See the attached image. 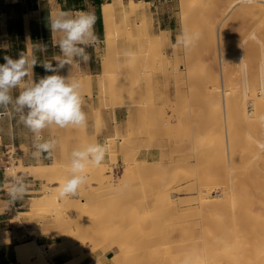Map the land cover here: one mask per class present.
<instances>
[{"label": "bare ground", "instance_id": "1", "mask_svg": "<svg viewBox=\"0 0 264 264\" xmlns=\"http://www.w3.org/2000/svg\"><path fill=\"white\" fill-rule=\"evenodd\" d=\"M259 2L261 4H259ZM239 3L246 5L247 11L250 13L249 15H251V21L247 24V26L249 28V29L247 28L248 31H245V32H247V34L244 32L246 34V35L244 34V36H246V37L245 38L242 37L243 38L242 41L240 40L238 42V47H239L238 56L239 57L238 56L237 57H238V59L242 58L241 59V64H242L241 66H243V68H240V69H242L241 71L243 72V75L241 74L242 72H240V74L242 75V76L240 75L242 77L240 82H239L240 84H238V85L232 84V85H228L227 87H225L226 83H228L229 80H228V82H225V84H223V86L225 85L223 92H222V94L224 95L223 96L224 102H222L224 107H223V110L219 111L218 115H219L220 120L218 119L217 121L218 122L220 121L219 124L220 123L223 124L224 121L228 123V124L226 123L228 125L227 126L228 134L225 137H224V135H225L224 133H223L224 135L222 134L223 136L221 135L222 137L220 135H219L220 137L215 135L214 131H213L215 129V126H214V124L213 125L211 124L207 128L209 130L208 132L201 134L199 132H192L193 131V129H192V131L190 133H187L183 136L180 135V137H179L180 139L176 138L177 139V141H176L175 140L176 136L173 137V135H174L173 132H171L173 135H171L169 133V131H171L170 124H169L170 119L168 120L165 117V116H167L166 111L168 108L167 107L168 104L166 102H164L165 100L162 102V104L151 102L152 104L150 106H148L150 108V110H146V112H148L149 114H150V112H153V116L155 114V118L157 117V120H160L161 118H163L162 119L163 121H157L156 122L155 119L151 121V122H153V121L156 122L155 125L153 124L154 125L153 129H155V133L157 135L154 138L155 140H157V142L155 141L156 144H154V146H156L155 148L159 149L160 156H162V157H160V159H161L160 161H158L156 163L151 162V164L149 163V161H148L149 164L145 163V162H143V163L138 162L137 163L133 158V160L136 162L134 165L138 169V171H140V172H144L145 170L147 172L149 169L152 170V168H154V171L158 170V166L163 165V164L169 165V170L167 172V176L165 177V179H166L165 182L159 183L158 186H156L157 188L156 187H155L156 189L154 188L155 189V191L153 193L154 196H153V198H151V201H150V202H152V207H153V210L155 212L154 217L151 218L150 220H147V219L142 220L141 217L145 216V215H141V217H140V213L142 212V211L140 212V210H142V207H146V206H144V204L146 203V199H145L146 195H144L145 197L142 196L141 198H138V200H136L135 203L133 202L134 205L131 206V207H133L132 211H131V209L127 208L129 211H131V213L128 215V217L126 219H124V222L121 223L122 226L127 227V229L129 227L134 226L135 227L134 230L138 229V232H139L138 234L140 236L142 235V237L143 236L146 237L145 239L149 238L148 241L146 242V246H148V251L144 250V253L142 256L143 258H144V254L146 251L147 253H149V255L151 257H153L152 259H154L156 261L162 260L166 264L167 263L169 264V262H171V261L175 264H264V215L261 216L258 213V211L254 212V210H253L255 201L264 208V121H261V119H260L262 116H264V32H263L264 31V25H262V23L264 22V5H262V4H264V0H230L229 6H235ZM204 4L205 3H203L201 0H185L184 1L183 7L186 8V16L185 17L188 19L186 20V18H185L186 22L184 21V26H183L185 28H183V29H187L190 32H199L200 33V38H199L200 40L204 39L203 34H204V32L207 31L208 33H211V35L209 37L210 43L215 45L216 44V38H217L215 35H217V34H214V33H216L215 31L217 29L215 30L214 29L215 26L212 27V25L208 24L207 21H205V19H203V17H199L201 14L198 15L199 10L204 7ZM153 5H154L153 1H145V0H109V1H105L102 3L101 13H102V20H103V23H104V26L106 29L105 42L107 44L106 46L108 47L107 52H109L111 50L113 53L116 54V50H113V48H115L116 43L118 42L119 38L122 36L124 37V35H125V37L128 38L127 40L129 42L137 40L136 34L132 30H130V29H132L130 24L133 21V19L141 13H142V15H144V18L141 21L137 22L138 26L147 25L148 22H151V17L147 14V9H151L153 7ZM202 10L208 11V7L206 9L204 7V9H202ZM60 12H63V11L60 8H58L54 12L53 17L57 16ZM202 12H204V11H202ZM203 15L204 14H202V16ZM129 26H130V28H129ZM188 26H189V28H188ZM217 26H218V24H217ZM243 28L246 29V27H243ZM212 29H214V30H212ZM141 33H142V31H141ZM147 34H148V36L144 34L145 35L144 38H146L144 40L146 43L148 42V44H145V47L144 46L139 47L136 50H132V51L127 50V51H129L127 54L131 55L132 53L135 52V56H136V54L137 55L139 54L141 56V54H143V52H148L149 54H147V59L149 58V61L147 60L145 62V59H146L145 56H143L144 60H142L143 58L140 57L141 61H143V64H140V65H138V64L136 65V63L133 64L134 66L132 68L127 69L126 74L127 73L130 74V72L131 73L133 72L131 77L134 80H136L139 84H141L140 81H142V77H140L141 74H143V76H144L145 73L147 72V76H146L147 79H149V80L151 79L149 77L151 76L150 73L152 74V72L149 71V73H148V70H147L148 64H149V66L154 67L157 70V72H159L160 74H165L169 69L170 70L172 69L173 72L175 71L174 72L175 77L179 73L183 74V72L178 71L179 70L178 68L180 67L179 64L183 63L181 59H177V57H176V56H178L177 54H179L178 50L175 51L174 57L176 59H173V60L170 59V57L168 55H166V53H165L166 50L165 51L163 50L164 43L167 41L166 29H161V32L159 34H156L153 31H151L149 33L147 32ZM204 35H206V34H204ZM242 35H243V33L241 34V36ZM241 36H239V38ZM220 37H222V34ZM220 40L222 42V40H224V38H220ZM246 40H247V43H245ZM201 41L204 43V40H201ZM207 43L210 44L208 42V40H207ZM198 44L197 45L195 44L194 46H192L193 48L195 47L194 50L195 49L198 50V48H199ZM127 45H129V44H127ZM125 46H126V44H125ZM166 46H167V44H166ZM121 47H119V48H121ZM192 47H190V49H192L191 51L194 53ZM207 47L208 46H205V49H208ZM129 48H131V47L129 46L128 49ZM201 48H203V44H202ZM111 51H110V53H106V56L104 57V63L108 68H110V61L112 58V52ZM120 51L121 50H118L117 52H120ZM224 51L225 50H223V52ZM228 51H227V53H228ZM198 52H200V51H198ZM214 52H215L214 58L216 59V57H218L216 55H217V53H219L218 49H215ZM232 52L235 55L236 52L235 53H234V51H232ZM232 52H229V53H232ZM120 54H123V52H120ZM224 54L227 55L226 53H224ZM224 54L222 56L223 60L226 59V56H224ZM233 54H231V56ZM148 55L150 57H148ZM245 56H246V58L247 57L250 58V63L247 62V60L245 59ZM234 57H236V55ZM134 59H136V58L134 57ZM229 60L230 59H228V62H229ZM231 60H233V59H231ZM231 60H230V62H231ZM239 60L234 59V62L235 61L237 62ZM225 61H227V60H225ZM234 62L233 63L231 62V65L234 64ZM180 65H182V64H180ZM226 65L229 66L230 63H228ZM223 66H225L224 62H223ZM223 66H222V68H223ZM236 66H239V64H236ZM233 67H231V69ZM116 68L119 69L118 66ZM235 69L233 71H236ZM172 70H171V72H172ZM224 71H223V73H224ZM171 72L168 74L172 75ZM60 74H63V73L60 71ZM148 74L150 76H148ZM182 74H181V76L183 78L184 75H182ZM75 75H77V74H75ZM88 76L89 75H87L86 77H88ZM98 77L100 79L99 81H103V78H102L103 74L102 73H100L98 75ZM228 77H229V75H228ZM234 77H235V75H234ZM75 78L77 80L81 81L82 85L85 84V79H84V77H82V75L78 74ZM149 80L147 82H149V84H150L151 80L150 81ZM145 82H146V80H145ZM207 82H208V80H207ZM132 84L133 83H130L128 85L126 84L127 86H125V87H127V88H126L124 94L128 95V93L131 92L130 98H132V96L138 98L139 94H140V97L143 98L141 95L142 91L140 93L138 92L140 89L138 91H136L138 89L137 86H139V85L135 86ZM151 84H150V86L152 87ZM230 84H231V82H230ZM208 85H209V83H208ZM141 86H139V88H141ZM146 86H148V84L147 85L145 84V87ZM218 86H220V84H218ZM88 87H90V85H88ZM206 87H207V85L205 86V88ZM215 89H217V88L212 87V86L210 88L206 89L207 94H206L205 99L208 102H210L209 104H211L212 100H215V99H213V96L215 95L214 92H216ZM89 90H90V88H89ZM219 90H221V89H219ZM196 91L197 90H195L194 92H196ZM191 96H192V94H191ZM203 97H202V99H204ZM169 99H170V96H169ZM189 99L191 100V98H189ZM129 100H131V99H129ZM138 100L141 101L142 99L138 98ZM159 100L161 101V99H159ZM193 100H194V98H193ZM126 101H128V100H126ZM218 101H219V98H218ZM130 103H131L130 101H128V103L126 102V104H124V106H126V107L130 106ZM133 103H136V102H133ZM139 103L142 104V102H139ZM145 105H147V104H145ZM218 105H219V102H218ZM176 106H178V105H176ZM148 107H147V109H149ZM182 107H183V105H182ZM132 108H130V109H132ZM182 109H184V108H182ZM137 110H138V108H137ZM173 110H174L175 114L173 112H171V113H173L174 114L173 116H176V118H179L177 121L180 122L181 118H183V117L186 119V116L188 114L183 113V112L188 111V110L185 109V111L183 110L182 113H180L178 111V109L177 110L173 109ZM113 115H115V114H113ZM182 115H184V116H182ZM133 116H130V118H128V120L126 121L127 123L124 127L125 132L127 134V138H128V135H130V132L133 130V124L132 123L136 121V118H133ZM142 120H144V119H142ZM172 120H174V118ZM211 120H213V118ZM146 121H147V119L144 121V123ZM151 122L149 121L150 125H149V123H147V125H148L147 126L145 123V125L143 126V121H142V124H141L142 126H140L141 129H143L144 132L147 131L146 129H148V128L151 130V128H150L152 125ZM176 123H178V122H176ZM212 123H213V121H212ZM146 126H147V128H146ZM175 126L176 125L173 126L174 131H175V129H174ZM221 127H222V125H221ZM223 128L221 130H225V128L224 129ZM195 129H196V127H195ZM121 131H120V133L122 134ZM164 131L167 133L166 135L163 134ZM146 133L147 132H145L144 134H146ZM149 133H151V131L150 132L148 131V134ZM141 135H143V134H141ZM152 135H153V133H152ZM172 137L174 138V140L171 141ZM116 138H119L121 140L122 137L109 136L106 138L105 145H106V147H109V150L115 151V148L117 146L116 142H115ZM165 138L168 139L167 140L168 145L166 144ZM137 144H138V142H137ZM174 144H177V145L184 144V145H186V148L188 146L189 147V149H188L189 153L187 155L181 157L179 160L175 159L173 156L169 157L168 155H166V153H168L170 151V149L172 150V146ZM121 145L122 144H120V146ZM129 145H127V143L126 144L124 143V145H122V146H124L123 148H127L125 146H129ZM128 149L129 148H127L126 150H128ZM147 149H148V147H147ZM126 150H125V153H126ZM178 150H179V148H178ZM188 150H186V152ZM113 151H111V153ZM64 152H65V150H64ZM115 152H113V153H115ZM127 152H129V151H127ZM130 152H132V151H130ZM170 153H174V151L173 152L170 151ZM184 154H186V153H184ZM52 158H53V162L46 163V164H37L35 166L15 164L14 168H12V166L6 168V174L11 175V174H16L17 171H19V172L22 171V172H28L29 174L33 175L34 178L35 177L36 178H45V179L48 178V179L52 180V182H54L58 179H60L61 181L65 180L68 177V174L65 172V175H64L65 177L62 176V174H61V173H64L62 171L63 170L62 167L65 163L64 153L58 151L56 148ZM130 158L129 159L125 158V160L130 161L132 159V158L131 159ZM177 163L181 164V165H178ZM114 166H116V165H114ZM16 168H18V169H16ZM123 169H125L126 174H128L127 176L130 175V177H131L134 174L132 172V169H130V166L128 165V163H125V168H123ZM110 171H112V170L110 169ZM200 172H201V174H200ZM90 173L92 176L97 175L100 177L101 174L102 175L105 174V168L103 166L101 171L100 170L99 171L93 170V171H90ZM135 173H136V171H135ZM136 175H139V174L137 173ZM136 175H134V177ZM108 176H113V175L111 173V175H108ZM221 176H223V177H221ZM105 177H106V175H105ZM136 177H138V176H136ZM136 177H135V179H136ZM130 179H132V178H130ZM130 179H128L129 182H130ZM108 180L109 179H107V182H108ZM121 181H123V180L120 179L119 183ZM126 181H127V179H126ZM109 183H110V181H109ZM119 183H117V185ZM121 183H120V185H121ZM82 187H84V186H82ZM111 189L112 188H110V190ZM180 190L189 191V192L197 191V193L199 192L200 198L197 199L196 202L192 201V200L184 201L185 199H182L183 197L180 198L181 200H176L175 192L180 191ZM58 191H59V187H54L51 184L47 185L44 189L45 194H43V196L33 197L34 201L31 203L30 209L20 210L18 212V215H16L17 216L16 218L18 219L19 224L23 223L22 220L20 219L21 215H34L36 213H43V214L48 213V214H50V212H52V210L61 209V211L63 213L62 212L57 213V218H56L57 224H59V226L62 223H64L65 226L68 223H71V225H73L70 218H68L66 213H64L63 208H65L66 206L67 207L70 206V208H72L76 212V209H75L76 204L75 203L72 205L70 204V200H71L70 196L63 197V198L59 197ZM129 192H131V191H129ZM129 192H126V193H129ZM109 193H111V191ZM149 197H152V196H149ZM82 198H83V196H82ZM1 200H2V198H1ZM95 202L97 203V201H95ZM95 202H94V204H95ZM83 205H84V202H83ZM3 206H4V204L0 203V209ZM87 208H86V212H87V210L90 211L89 208L88 209ZM97 208L98 207H96V209ZM93 209L94 208H92L91 210L95 211ZM78 211H77V213H78ZM79 212H81V211H79ZM86 212H85V210H84V212H81L83 214L84 218H87V216L89 215V212H87L88 215L86 216V214H87ZM91 212H90V215L92 217ZM100 215H102V214H100ZM80 216H82V215H80ZM80 216H78V218ZM147 216H149V215H147ZM98 217H99V215H98ZM91 219L89 220V222L91 221ZM102 219H103V217H102ZM112 219H114V218H112ZM120 219L122 220L123 218L121 217ZM119 220H116V221L118 222ZM83 221H85V220H83ZM113 222L111 224H113ZM117 222H115V224ZM104 223H100L101 226ZM83 224L84 223H82L81 225H83ZM85 225H88V224H84L83 226H85ZM96 225L99 227L98 224H96ZM108 226L106 224V227H108ZM91 227H93V226H91ZM111 227H109L108 229H110ZM74 228H75V226H74ZM87 228H88V226H87ZM77 229L78 228L76 226V230ZM91 229H93V228H91ZM104 229H107V228H104ZM31 230H33V229H31ZM81 230H83V229H81ZM122 231L124 232L125 230L122 229ZM103 232H101V233H103ZM134 234L131 233V235H134ZM136 234H137V232H136ZM117 235H115L114 237L113 236L111 237V235H110V237L112 238L111 240H108V242L110 241V243L109 244L107 243L108 245L105 244L107 247V248L105 247V249L111 248L115 245H118L120 247V251H116L115 253H113L112 256L110 255L111 256L110 259L112 260V262L114 261V264H121L122 261L124 262L125 260H128V259H129V261H131V259L134 257V256L133 257L131 256V253L134 250L130 253V250H132V249H130L131 247H129L130 244L132 245V241L130 240L131 243L129 244V240L127 239L128 236L117 237ZM125 235H126V233H125ZM8 236L9 235L6 234V232L1 231L0 232V244L5 243L8 240ZM93 237H92V239H93ZM99 237H102V236H99ZM85 239H83V241ZM100 239H102V238H100ZM138 239H140V238H138ZM94 240H96V237L94 238ZM94 240H92L91 244L93 243L96 245V243H97V245H98V241H100V240H96V243ZM85 241H87V240H85ZM89 241H90V239H89ZM134 241H133V243H134ZM147 243L149 245H147ZM82 244H84V243H82ZM93 244H92V248H93ZM164 244H168L167 247L164 248ZM102 245H104V243H102ZM67 246H68V244H67ZM101 247L103 248V246H101ZM143 247L145 248V246H143ZM75 249L77 250V248H75ZM93 249H92V251H93ZM173 249L175 250L174 252H173ZM17 250H18V258L20 260V264H49L50 263L45 258L49 249H47L43 245L37 243V241L35 239H33L31 241L30 245L17 246ZM76 250H73V251H76ZM102 250L104 251V248ZM180 250L182 251V254H181ZM92 251H89L88 254ZM80 252H81V254H83L82 252L85 253L86 251H84V250L81 251V248H80ZM94 252H95V250H94ZM155 254H156V256H155ZM89 255L91 256V254H89ZM132 255H135V254H132ZM161 255H162V257L159 258ZM146 256L148 257L147 260H150L149 256L148 255H146ZM180 256H182L181 257L182 259L180 258ZM136 257L137 256L135 255L134 258H136ZM32 258H34V260ZM83 258H85V257H82V259ZM178 259L181 260L180 263H178L179 262ZM95 260H97V259H95ZM174 260H175V262H174ZM73 261L75 262L74 258H73ZM176 261H178V262L176 263ZM71 262H72V260H71ZM128 263L130 264L132 262H128ZM72 264H74V263L72 262Z\"/></svg>", "mask_w": 264, "mask_h": 264}, {"label": "rangeland", "instance_id": "2", "mask_svg": "<svg viewBox=\"0 0 264 264\" xmlns=\"http://www.w3.org/2000/svg\"><path fill=\"white\" fill-rule=\"evenodd\" d=\"M150 1L154 2L153 7L151 9H147V14L151 17V22H148L147 25L138 26L137 22L141 21L144 18V15H142V13L133 19V21L130 24L132 29H130V30H132L136 34L137 40L129 42L127 40L128 38L125 37V35H124V37L121 35L122 37L119 38L118 42L116 43L115 48H113V50H116V54L110 50L112 52V58L110 61V68H108L104 63V57L106 56V53H110V51L107 52L108 47L106 46L107 44L105 42V39L98 46L99 47L98 54L100 55V57H102L100 59V66L102 68L101 73L103 74V77H102L103 81H99V84H100L99 98H100L102 106H106V107H110V108H114L116 105H120V104L124 105V104H126V102L128 103V101L131 102L130 103L131 107L130 106H128V107L129 108L133 107V108L129 110V115L130 116L134 115L133 118H136V121L132 123L133 124V130L130 132V135H128V138H127V134H126L125 129H124L127 122H124L122 124H118L115 122L114 132L107 136V137H109V136L122 137L121 140L119 138H116V140H115L116 145H117L116 146L117 149L115 148L116 152L113 150H109V147H106L105 142H106L107 137L105 138V140H102L101 142H99L97 140L96 135L92 134L88 131L87 122H86V126H84V127H79V128H71L70 127V128H66V129H59V128L53 127L51 129L52 132H50L54 136L53 138L57 141V144H56V147L54 148V151L57 148L58 151L64 153L65 163L62 167V169H63L62 171L64 172V173H61L62 176L65 175V172L69 176L70 154L74 149L80 148V147L87 145V144H90V143H99V144H102L106 147V155H105L104 161L98 167H92V166L89 167V169L87 170V175H88L87 183L84 185V187H81V189L77 192L76 195L70 196V198H71L70 204L71 205L74 203L76 204L75 205L76 212L72 208H70V206H68V207L66 206L65 208H63L64 213H66L68 218H70L73 225L75 224L74 225L75 228L73 225H71V223L66 224V226L64 223L60 224V226H59V224H57V219H56L57 213L62 212L61 209L52 210V212H50V214H48V213L47 214L36 213L34 215H21L20 219L23 222L22 224H19V221L16 218L17 217L16 215H18V210L30 209L31 203L34 201L33 197H40V196H43V194H45L44 189L47 185L51 184L54 187H59L63 183V181H65V180L61 181L60 179H58V180L52 182V180H50L48 178H46V179L45 178H36V177L34 178V176L29 174L28 172H22V171L21 172L17 171L16 174H11L6 178V180H5L6 183L4 185V189H2L0 191V203L4 204V206L0 209V212H2V213H0V229H6L7 231H3V232H6V234L9 235L8 240L5 243L11 241L12 238H14V236H15L14 240L16 243H18L15 245V248H14L16 255H17V262L15 264H20V260L18 258L17 246L30 245V243L33 239H35L37 241L36 236L39 237V236H43V235L48 234V233L51 234L52 240L59 241L58 244L53 245V246L43 245L45 248L49 249V251L47 252V255L45 257L48 260V262H50L49 264H53L51 261L52 255L58 251L70 252L72 254V257L75 259L76 263L73 261V258L71 259L74 264H79L82 261H85L86 259H88V262H90V263L94 262L93 264H100L101 261H100L99 257L101 255V253H103L102 249L104 248V251L107 250V249H105V247H106L105 244H107V243L109 244L110 241L108 242V240H111L112 239L111 237L112 236L114 237L117 234H118L117 237L128 236L127 239L129 240V244L132 241V245L130 244V246H129V247H131L130 249H132V250H130V253L134 250L131 253V256L132 257L133 256L135 257V255L137 256L136 258H134V257L132 259L130 258L131 261H129V259L125 260L124 262L122 261L121 264H129L128 262H132L130 264H166L162 260L156 261V260L152 259L153 257H151L149 255V253L146 252V251H148V246H146V242L148 241L149 238L145 239L146 237L143 236L144 237L143 238L142 235L140 236L138 234L139 233L138 229L134 230V228H135L134 226L129 227L127 229V227H123L121 224L124 222V219H126L128 217V215L131 213V211L133 210V207H131V206L134 205L135 201L138 200V198H141L144 195H146L145 199H146L147 204L145 203L146 205L144 204V206H146V207H142V210H140V212L142 211L140 213V217H141V215H145V216L141 217L142 220L143 219L150 220L151 218L154 217L155 212H154L153 207H152V202H150V201H151V198H153V196H154L153 193H154L155 189L157 188L156 186H158V184L161 182H165V180H166L165 177L167 176V172L169 170V165L163 164V165L158 166V170L154 171V168H152V170L149 169L147 172H146V170L145 171L143 170L144 172H140V171H138V169L134 165L136 162L137 163L138 162L139 163L140 162L148 163V161H149L150 164H151V162L156 163V162L160 161L161 160L160 157H162V156H160L159 149L155 148L156 146H154V144H156V142H157V140H155L154 138L157 135L155 133V129H153V128H154L155 123L157 121H163L162 120L163 118H161L160 120H157V117L155 118V114L153 116V112H150V114H149L148 112H146V110H150V108L148 106H150L152 103L155 102V103L162 104V102L165 100L164 102H166L168 104V106H167L168 108L166 107L167 108V111H166L167 116H165V117L168 120L170 119L169 124H170L171 131H169V133L171 135L174 134L173 137L176 136L175 137L176 141L180 137V135L183 136L187 133H190L192 131V129H193L192 132H199L201 134L208 132L209 130L207 128L211 124L212 125L214 124V126H215V129L213 130L215 135L221 136L224 133L225 135L224 134L223 135L225 137L228 134V129H227L228 123L224 121L223 124H221V123L219 124L220 121L219 122L217 121L219 119V115H218L219 111L223 110V107H224L223 103H222V102H224V97H223L224 95L222 94V92H223L225 85L223 86V84H225V82H228V80H229V82L226 83L225 87H227L228 85H232V84L233 85L234 84H237V85L240 84L239 82L242 78L241 76L243 75V72L241 71L242 69H240V68H243V66H241L242 65L241 64L242 58H239L240 60L238 59V57H239L238 56V52H239L238 42L240 40L242 41V39L246 37V36H244V34L245 33L247 34V32H245V31H248L247 30V28H248L247 24L251 21V15H249L250 13L247 11L246 5H244L242 3L241 4L239 3L235 6H229L230 0H201L203 3H205L204 4L205 9L208 7V11L202 10V9H204V7H203L199 10L198 15L201 14L199 17H203V19H205V21H207L208 24H211L212 27L215 26L214 29L215 30L217 29V30L215 31L216 33H214V34H217L215 36L218 39L216 38V44L214 45V44L210 43V41H209V37H210L211 33H208L207 31H206L207 33L204 32V34H206V35L203 34L204 39H201V40H204V43L200 39H199L200 41L198 40L199 42L196 41L197 43L195 42L194 45L195 44L197 45L199 43L198 44L199 48L196 46L198 48V50L195 49L196 50L195 51L194 50L195 47L194 48L192 47L193 51H194V53H193L191 51L192 49H190V48L185 49L183 46H177V44H176L177 37L181 34V31L183 30V28H185V27H183L184 21L186 22V20L188 19L185 17L186 16V8L183 7L185 0H150ZM259 4H261V3L259 2ZM262 5H264V4H262ZM202 11H204V12H202ZM202 14H204V15L202 16ZM185 18H186V20H185ZM217 24H218V26H217ZM241 25L243 27H246V29L243 28ZM262 25H264V22L262 23ZM130 26H129V28H130ZM188 28H189V26H188ZM161 29H166V32H167V41L164 43L163 50L164 51L166 50V52H165L166 55H168L170 57V59H172V60L176 59L174 57L175 51L178 50L179 54H177L178 56H176V57H177V59H181L183 62V63H180L182 65L179 64L180 67L178 68L179 69L178 71L183 72V74L182 73L177 74L178 77L176 76L177 77L176 78L174 76L175 71L173 72L172 69L171 70L173 73L169 69L165 74H160L159 72H157V70L154 67H151L148 64V67H147L148 73H149V71L152 72V74L150 73L151 76L148 74V76H150L149 78H151L150 80H151L152 84L151 83L150 84L152 85V87L150 86L149 82H147L149 80L146 77L147 72L145 73L144 76H143V74L140 75V77H142V81H140L141 84H139L136 80H134L131 77L133 72L132 73L130 72V74L129 73L126 74V71H127V69L132 68L134 66L133 64H135V63H136V65L137 64L138 65L143 64V61H141L140 57H142L143 58L142 60H144L143 56H145L146 57L145 62L147 60L149 61V58L147 59V54H149V53L143 52V54H141V56L139 54L138 55L136 54V56H135V52L132 53L131 55H129L127 53L129 51L136 50L139 47H143V46L145 47V44H148V42L146 43L144 40V39H146V38H144V36L145 35L148 36L147 32L149 33L151 31H153L156 34H159L161 32ZM214 29H212V30H214ZM141 31H142V33H141ZM242 33H243V35L241 36ZM221 34H222V37H220ZM239 36H241V37L239 38ZM105 38H106V29H105ZM220 38H224V40H222V42H221ZM207 40L210 44L207 43ZM200 42L203 44L204 49L201 48L202 44ZM245 43H247V40L245 41ZM125 44H126V46H125ZM127 44H129V45H127ZM166 44H167V46H166ZM129 46L131 48L128 49ZM205 46H208L207 47L208 49H205ZM119 47H121V48H119ZM215 49H218V52H219L216 55V56H218V57H216V59L214 58L215 57V54H214ZM118 50H121L120 52H123V54H120V52H117ZM127 50H129V51H127ZM223 50H225L226 52L225 51L223 52ZM198 51H200V52H198ZM227 51H228V53H227ZM232 51H234V53L236 52L235 53L236 57H234L235 55L233 54ZM229 52H232V53H229ZM224 53H226L227 55H225ZM223 54H224V56H226L225 60H227V61L222 59ZM231 54H233L234 56L233 55L231 56ZM134 57L136 59H134ZM148 57H150V56L148 55ZM228 59H230V60L233 59V60H231L232 63L234 62V59L239 60V61H237V62L235 61L234 64L231 65V62H230V60L228 62ZM245 59L247 60V62L250 63V58H248V57L246 58V56H245ZM223 62H224L225 66H223ZM228 63H230L229 66L226 65ZM236 64H239V66H236ZM117 66L119 67V69L116 68ZM222 66H223V68H222ZM233 66L234 67L236 66L235 67L236 69ZM231 67H233V68L231 69ZM234 69L237 72L233 71ZM60 71L63 73L61 75H64L63 69H61ZM169 71L171 72L172 75L168 74V73H170ZM223 71H224V73H223ZM240 72H242L241 73L242 75L240 74ZM181 74L184 75L183 78H182ZM228 75L230 78L228 77ZM234 75H235V77H234ZM64 76H66V75H64ZM75 77L76 76L70 77V78L76 79ZM144 79L146 80V82ZM207 80H208V82H207ZM230 82H231V84H230ZM130 83H133L132 85H135V86L136 85H139V86L142 85L141 88H139V86H137L138 89L136 91H138L139 89H140L138 91L139 93L142 91L141 95L144 99L140 97V94H139L138 98L142 99L144 102L142 100L141 101L138 100V98H136L134 96H132V98H130L131 92H129L128 95L124 94V92L127 88L125 86H127ZM208 83H209V85H208ZM145 84L146 85L148 84V86L145 87ZM205 84L207 85L206 88H205V86H206ZM218 84H220L221 87L218 86ZM85 86L86 85L83 84L82 93L88 92L89 96H90V101L93 102L91 87L87 88V86L86 87ZM211 86L215 87L217 89H215L216 92H214L215 95L213 96V99H215V100H212L211 104H209L210 102H208L205 99V97L207 94L206 89L210 88ZM89 88H90V90H89ZM219 89H221V90H219ZM195 90H197V91L194 92ZM18 91H19L18 89L14 90L13 95L14 96L17 95ZM191 94H192V96H191ZM169 96H170V99H169ZM202 97L204 99H202ZM189 98H191V100ZM193 98H194V100H193ZM218 98H219V101H218ZM129 99H131V100H129ZM159 99H161V101ZM126 100H128V101H126ZM133 102H136V103H133ZM139 102H142V104ZM218 102H219V105H218ZM145 104H147V105H145ZM176 105H178V106H176ZM182 105H183V107H182ZM147 107L149 109H147ZM83 108H84V106H83ZM137 108H138V110H137ZM182 108H184V109H182ZM173 109H175V110L178 109V111L180 113H182L183 110L185 111V109L188 110V111L183 112V113L188 114L186 116V119L183 117V118H181L180 122L177 121L179 118H176V116H173L175 114ZM84 111H85V108H84ZM99 112H100V110H95V114H99ZM171 112H173L174 114ZM130 116H128V118H130ZM182 116H184V115H182ZM97 117H99V116L97 115ZM173 118H174V120H172ZM212 118H213V120H211ZM142 119H144V120H142ZM146 119L148 121V122L146 121L147 123H149V121L151 122L154 119L156 120V122L155 121L151 122V124H152L150 127L151 130L149 128H148L149 130L146 129L147 131H145V132H147V133L144 134L145 132L143 131V129H141L140 126H142L141 125L142 121H143V126L145 125L146 122L144 123V121ZM212 121H213V123H212ZM176 122H178V123H176ZM147 123H146V125H147ZM173 124L176 125L174 127L175 131L173 130V126H174ZM97 125H98L97 126V131H98L102 127L101 122L99 121L97 123ZM149 125H150V123H149ZM221 125H222V127H221ZM147 126H146V128H147ZM195 127H196V129H195ZM223 127L225 128V130H221ZM120 131L122 132V134L120 133ZM148 131L149 132L151 131V133L148 134ZM171 132H173V134ZM152 133H153V135H152ZM141 134H143V135H141ZM163 134L166 135L167 133L164 131ZM173 137L171 138V141L174 140ZM165 139H166L165 141L167 144L168 139L167 138H165ZM137 142H138V144H137ZM124 143L125 144L127 143V145L130 144L129 146H125V147L129 148L128 150H126L127 148H123L124 146H122V145H124ZM120 144H122V145L120 146ZM147 147H148V149H147ZM178 148H179V150H178ZM124 149L126 150V153H125ZM188 149H189V147L187 146V148H186V145H184V144H179V145L174 144L172 146V150L170 149V151L171 152L174 151V153H170V151H169L168 153H166V155H168L169 157L173 156L175 159L179 160L181 157H183L189 153ZM64 150H65V152H64ZM186 150H188V151L186 152ZM111 151L115 152L116 154L113 152L111 153ZM127 151H129V152L132 151V152L129 153ZM14 152H15L14 147H12V150H9L8 154L3 155V159H2L3 168L4 167L7 168V167H11V166H12V168H14L15 164H23L22 160L18 159L17 158L18 156L16 154H14ZM184 153H186V154H184ZM125 158L126 159L130 158L131 160L130 161L125 160ZM133 158L136 162L133 160ZM50 162H53V158L48 163H50ZM125 163H128V165L130 166V169H132V172L134 173L131 177H130V175L127 176L128 174H126L125 169H123V168H125ZM23 165H25V164H23ZM114 165H116L117 167ZM178 165H181V164H178ZM27 166H35V165H27ZM103 166L105 168V174H103V175L101 174L100 177L97 175L96 176L91 175L90 171H93V170H95V171L100 170L101 171ZM16 169H18V168H16ZM110 169L112 171H110ZM135 171H136V173H135ZM111 173L113 176H108V175H111ZM137 173L140 176L136 175ZM200 174H201V172H200ZM105 175H106V177H105ZM134 175L138 176L139 178L135 176L136 177V179H135ZM16 177H22L24 180L27 178H30V179H33V182L34 181L37 182V185H35V187H33V188H37L36 191L30 192L28 195V196H30V198H25V200L21 201L20 203H18L17 201L14 202L13 200H9L10 203L14 202V205L17 207L12 206V204L8 203V199L10 198L8 195V190H9V187H10L11 183L13 182L14 178H16ZM221 177H223V176H221ZM130 178H132V179H130ZM107 179H109L108 182H107ZM120 179L123 180V181H121L122 183L120 182L121 185L119 183ZM126 179H127V181H126ZM128 179H130V182ZM25 181H27V180H25ZM109 181H110V183H109ZM117 183H119V184L117 185ZM110 188H112V189L110 190ZM110 191H111V193H109ZM129 191H131V192H129ZM126 192H129V193H126ZM82 196H83V198H82ZM149 196H152V197H149ZM1 198H2V200H1ZM175 198H176V200H181L180 198H182V199H185L184 201L192 200V201L196 202L197 199H199L200 197H199V192L197 193V191L189 192V191L180 190V191L175 192ZM95 201H97V203ZM83 202H84V205H83ZM94 202H95V204H94ZM19 205H21L22 207L21 206L18 207ZM87 207L90 210V211L87 210V212H89V215L86 212ZM96 207H98V208L96 209ZM90 208L91 209L94 208L93 210H95V211H92ZM127 208L131 209V211H129ZM78 210L81 212H84V210H85V212L87 213L86 216L88 215L87 218L89 216H90L89 217L90 219L92 218L91 221L89 222V220H90L89 218L88 219L84 218L83 214L81 212H79ZM253 210H254V212L258 211V213L261 216L264 215V208L260 204H258L256 201H255ZM77 211H78V213H77ZM90 212L92 214V217L90 215ZM100 214H102V215H100ZM80 215H82V216H80ZM98 215H99V217H98ZM147 215H149V216H147ZM78 216H80V217L78 218ZM102 217H103V219H102ZM121 217L123 218L122 220L120 219ZM112 218H114V219H112ZM83 220H85V221H83ZM116 220H119V221L117 222ZM104 222L107 224V226L108 225L109 226L106 227V224ZM112 222H113V224H111ZM115 222H117V223L115 224ZM82 223L88 224V225L83 226L84 224L81 225ZM100 223H104V224H102V226H101ZM96 224H98L102 230ZM76 226L78 228L77 230H76ZM87 226L89 229L87 228ZM91 226H93V227H91ZM90 227L93 229H91ZM103 227L107 228V229H104ZM109 227H111V228L108 229ZM31 229H33V230H31ZM81 229H83V230H81ZM122 229L125 230L124 232L126 233V235L122 231ZM101 232H103V233H101ZM136 232H137V234H136ZM131 233H133V234L135 233V234L131 235ZM110 235H111V237H110ZM99 236H102V237H99ZM92 237H93V239H92ZM95 237H96V240H100V241H98V245L96 243V240H94ZM100 238H102V239H100ZM138 238H140V239H138ZM83 239H85L87 241H85V240L83 241ZM89 239H90V241H89ZM92 240H94L96 243V245L92 243L94 249L92 248V244H91ZM133 241H134V243H133ZM101 242L104 243V245H102ZM37 243L40 244L42 242L40 241ZM82 243H84V244H82ZM148 243H147V245H149ZM67 244H68V246H67ZM167 245L168 244H164V248L167 247ZM101 246H103V248ZM143 246H145V248ZM75 248H77V250ZM80 248H81V251H83V250L86 251L85 252L86 254L84 252H82L83 254H81ZM111 248L114 249L113 253H115L116 251H120V247L118 245H115ZM92 249H93V251H92ZM73 250H76V251H73ZM94 250H95V252H94ZM144 250H146V251L144 254V258H143L142 256H143ZM89 251H92L89 253V254H91V256L88 254ZM174 251L175 250L173 249V252ZM7 252L10 253V245L7 246L4 250L0 249V257H2V255H5ZM180 252L182 254L181 250H180ZM132 254H135V255H132ZM146 255L149 256L150 260H147L148 257ZM155 256H156V254H155ZM82 257H85V258L82 259ZM161 257H162V255L159 258H161ZM181 257L182 256H180V258ZM32 259L34 260V258H32ZM95 259H97V260H95ZM71 260L64 263V264H72ZM110 260H109L108 264H112V263L114 264V261L112 262V260L111 261ZM171 262H169V264ZM174 262H175V260H174ZM177 262L178 261H176V263ZM180 262H181V260H179L178 263H180ZM173 264H175V263H173Z\"/></svg>", "mask_w": 264, "mask_h": 264}, {"label": "crops", "instance_id": "3", "mask_svg": "<svg viewBox=\"0 0 264 264\" xmlns=\"http://www.w3.org/2000/svg\"><path fill=\"white\" fill-rule=\"evenodd\" d=\"M104 1L108 0H103L101 5ZM71 2H78V7L70 6V0H0V64L5 63L4 56H10L16 59L18 58V54L23 52L29 57H35L37 60L38 64L33 68L34 79L50 75L51 73L47 72L39 63L48 61L52 62L55 66L56 62L54 59L62 54L55 43L57 36L52 35L50 31L49 18L53 17L54 12L58 8L63 12H70L72 14L87 12L94 15V30L98 41L94 46L86 49L89 59L84 62L77 58L71 66H65L63 71L64 75H68L69 77H74L78 74L82 75L85 79V85L87 87L90 85L93 102L91 103L88 92L83 93V106L87 113V127L88 131L95 134L97 140L101 142L109 134L114 132L115 122L118 124L126 122L130 108L123 104L116 105L114 108L102 106L99 98L100 84L98 75L102 70L100 66V59L102 57L98 54V46L105 39L101 5H98L94 0H74ZM86 74L89 76L86 77ZM95 110H100L99 114H95ZM99 121L102 127L97 131V123ZM51 129H45L43 131L42 136L44 139H54V136L50 133L52 132ZM12 147L15 150L14 154L25 165L48 163L52 160L54 154L53 149L51 155L44 153L40 158L33 156V152L35 151L34 136L21 122L20 113L15 110L13 105L9 104L7 106H0V191L4 189L5 180L9 176L6 174V167L3 168V155L8 154L9 150H12ZM25 180V183L28 185V191L23 198L17 199L14 202L17 201L20 203L25 198H30L28 196L29 193L37 189L33 188L37 185V182H33V179L30 178ZM9 200L12 199L9 198L8 203H10ZM14 202L10 204L15 206ZM1 231L7 230L0 229ZM14 238L7 243L0 244L1 250H4L10 245V253L7 252L0 257V264H15L17 262V255L14 248L18 243L15 242ZM36 238L37 242L41 241L42 243L40 244L45 246H53L59 243V241L52 240L50 233L39 237L36 236ZM113 252V248L103 251L99 257L100 264H108ZM72 258L70 252L58 251L52 255L51 261L53 264H64ZM91 263L86 259L79 264Z\"/></svg>", "mask_w": 264, "mask_h": 264}, {"label": "clouds", "instance_id": "4", "mask_svg": "<svg viewBox=\"0 0 264 264\" xmlns=\"http://www.w3.org/2000/svg\"><path fill=\"white\" fill-rule=\"evenodd\" d=\"M94 25L95 16L87 12H60L49 18L50 31L57 36L55 43L62 54L54 59L55 66L48 61L39 63L50 75L34 79L33 68L38 64L37 60L23 52L16 59L4 56L5 63L0 64V106L11 104L20 113L21 122L34 136L35 158H40L44 153L51 155L56 147L55 139L43 138L45 129L86 126L83 85L77 79L61 75L60 70L71 66L77 58L84 62L89 59L86 49L98 41ZM199 38V32L183 29L176 44L188 49ZM17 89L18 94L14 96L13 92ZM260 119L264 121V116ZM105 155L106 147L99 143L74 149L70 154L69 176L59 186V197L76 195L87 183L89 167L100 166ZM27 191L28 185L24 179L16 177L8 195L15 201L23 198Z\"/></svg>", "mask_w": 264, "mask_h": 264}, {"label": "trees", "instance_id": "5", "mask_svg": "<svg viewBox=\"0 0 264 264\" xmlns=\"http://www.w3.org/2000/svg\"><path fill=\"white\" fill-rule=\"evenodd\" d=\"M71 1H74V0H70V6H72V7H76L77 5H78V2H71ZM75 1H77V0H75ZM98 5H101V2L103 1V0H94ZM78 7V6H77Z\"/></svg>", "mask_w": 264, "mask_h": 264}]
</instances>
